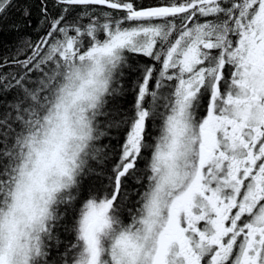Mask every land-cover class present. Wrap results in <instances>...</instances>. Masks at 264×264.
<instances>
[{
	"label": "snow or ice",
	"instance_id": "1",
	"mask_svg": "<svg viewBox=\"0 0 264 264\" xmlns=\"http://www.w3.org/2000/svg\"><path fill=\"white\" fill-rule=\"evenodd\" d=\"M0 264H264V0H0Z\"/></svg>",
	"mask_w": 264,
	"mask_h": 264
},
{
	"label": "trees",
	"instance_id": "2",
	"mask_svg": "<svg viewBox=\"0 0 264 264\" xmlns=\"http://www.w3.org/2000/svg\"><path fill=\"white\" fill-rule=\"evenodd\" d=\"M136 2H137V4L146 5V4H150V3L159 2V0H136ZM15 15L16 14L13 12L12 17H10V18H15ZM3 39L6 40V41H10L11 39H13V35L5 33V35L3 36ZM127 99H128L129 103L126 106L130 107V102H131L132 97L129 96ZM112 135L114 137L119 138V134L115 130H113ZM104 142L107 143V141H104ZM112 144L116 145L117 144V139H113L112 140Z\"/></svg>",
	"mask_w": 264,
	"mask_h": 264
},
{
	"label": "flooded vegetation",
	"instance_id": "3",
	"mask_svg": "<svg viewBox=\"0 0 264 264\" xmlns=\"http://www.w3.org/2000/svg\"><path fill=\"white\" fill-rule=\"evenodd\" d=\"M156 3H158V2H155V3H151L150 5H152V4H156Z\"/></svg>",
	"mask_w": 264,
	"mask_h": 264
},
{
	"label": "rangeland",
	"instance_id": "4",
	"mask_svg": "<svg viewBox=\"0 0 264 264\" xmlns=\"http://www.w3.org/2000/svg\"><path fill=\"white\" fill-rule=\"evenodd\" d=\"M150 4H151V3H150ZM150 4H146L145 6L150 5Z\"/></svg>",
	"mask_w": 264,
	"mask_h": 264
}]
</instances>
